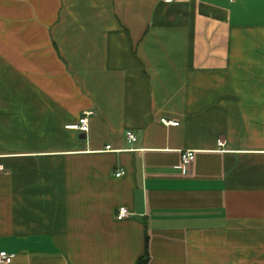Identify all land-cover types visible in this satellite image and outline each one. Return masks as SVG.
I'll return each mask as SVG.
<instances>
[{
  "label": "crops",
  "instance_id": "1",
  "mask_svg": "<svg viewBox=\"0 0 264 264\" xmlns=\"http://www.w3.org/2000/svg\"><path fill=\"white\" fill-rule=\"evenodd\" d=\"M0 167L10 264H264V0H0Z\"/></svg>",
  "mask_w": 264,
  "mask_h": 264
},
{
  "label": "built area",
  "instance_id": "2",
  "mask_svg": "<svg viewBox=\"0 0 264 264\" xmlns=\"http://www.w3.org/2000/svg\"><path fill=\"white\" fill-rule=\"evenodd\" d=\"M167 1H175V0H167ZM93 114H94L93 111L84 112L82 118L80 119L79 124L76 126H73L72 128L87 133L89 131V118ZM162 122L165 123L166 125H170V124L178 125L177 122L166 121V119H163ZM126 138L131 143L136 142L138 139L136 134L133 131H127ZM223 145H224V143L220 142V146H223ZM195 158H196V152L195 151H185L182 153V173L183 174L186 175L188 173V170H189L190 166L192 165V163L194 162ZM1 169H2V167H0V170ZM122 175H124V171H119L116 173L117 177H121ZM131 216H132V213L126 207H121L118 210L117 218L119 220H124V219L130 218ZM14 257H15V255H13V254H9L7 252H1L0 253V264H10V263H12Z\"/></svg>",
  "mask_w": 264,
  "mask_h": 264
},
{
  "label": "trees",
  "instance_id": "3",
  "mask_svg": "<svg viewBox=\"0 0 264 264\" xmlns=\"http://www.w3.org/2000/svg\"><path fill=\"white\" fill-rule=\"evenodd\" d=\"M139 264H148V258L146 259H141Z\"/></svg>",
  "mask_w": 264,
  "mask_h": 264
}]
</instances>
